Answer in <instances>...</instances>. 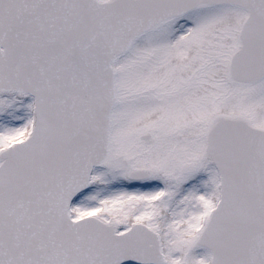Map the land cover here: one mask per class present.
<instances>
[{
  "label": "snow or ice",
  "instance_id": "1",
  "mask_svg": "<svg viewBox=\"0 0 264 264\" xmlns=\"http://www.w3.org/2000/svg\"><path fill=\"white\" fill-rule=\"evenodd\" d=\"M0 264H264V0H0Z\"/></svg>",
  "mask_w": 264,
  "mask_h": 264
}]
</instances>
